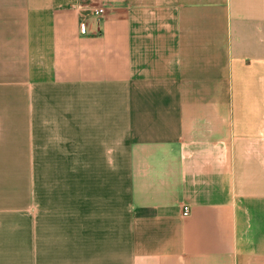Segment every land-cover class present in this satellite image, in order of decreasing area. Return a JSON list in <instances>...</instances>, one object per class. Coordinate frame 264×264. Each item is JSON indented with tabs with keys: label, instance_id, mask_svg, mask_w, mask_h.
Returning <instances> with one entry per match:
<instances>
[{
	"label": "crops",
	"instance_id": "1",
	"mask_svg": "<svg viewBox=\"0 0 264 264\" xmlns=\"http://www.w3.org/2000/svg\"><path fill=\"white\" fill-rule=\"evenodd\" d=\"M0 264H264V0H0Z\"/></svg>",
	"mask_w": 264,
	"mask_h": 264
},
{
	"label": "built area",
	"instance_id": "2",
	"mask_svg": "<svg viewBox=\"0 0 264 264\" xmlns=\"http://www.w3.org/2000/svg\"><path fill=\"white\" fill-rule=\"evenodd\" d=\"M105 13V10L104 9H98L96 12H95V14L96 15H101V14H104ZM86 31V27H85V25H83V32H85ZM190 215V209H189V207H184V209H183V216L184 217H188Z\"/></svg>",
	"mask_w": 264,
	"mask_h": 264
}]
</instances>
